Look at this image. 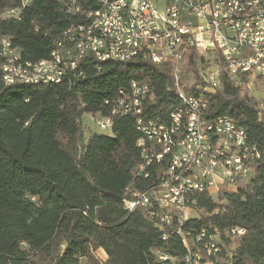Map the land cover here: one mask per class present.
Returning <instances> with one entry per match:
<instances>
[{
    "label": "trees",
    "instance_id": "1",
    "mask_svg": "<svg viewBox=\"0 0 264 264\" xmlns=\"http://www.w3.org/2000/svg\"><path fill=\"white\" fill-rule=\"evenodd\" d=\"M60 1L31 0L14 19L3 13L19 8L22 0H0V39L10 38L26 61H49L63 33L98 8L96 0H84L83 13L71 17ZM217 61L220 84L215 93H205L208 117L233 118L264 154V111L231 79L220 55ZM200 62L193 50L187 69L202 88L192 87L193 95L207 87ZM80 71L85 77L72 85H5L0 75V264H187L189 251L180 235L169 227L161 230L148 208L124 207L131 193L158 183L155 168L148 178L136 176L142 157L134 117H113L112 134H91L78 158L67 150L81 142L82 117L109 116L133 82L150 90L141 116L166 124L179 105L169 88L170 67L136 59L104 62L98 70L86 58ZM195 200L198 217L185 222L184 231H217L223 256L230 253L234 264H264V160L237 192L217 198L201 193ZM233 229L245 233L236 237Z\"/></svg>",
    "mask_w": 264,
    "mask_h": 264
},
{
    "label": "built area",
    "instance_id": "2",
    "mask_svg": "<svg viewBox=\"0 0 264 264\" xmlns=\"http://www.w3.org/2000/svg\"><path fill=\"white\" fill-rule=\"evenodd\" d=\"M60 3L64 11L76 8V16L83 13L80 0ZM27 5L29 0H22L19 8L3 17L18 19ZM99 5L104 9V17L84 13L83 22L71 26L70 35L57 40L58 46H63L62 61L47 69H33L32 78H21L13 71L14 63L26 59L9 54L12 40H2L3 83L44 86L67 81L72 85L85 77L80 62L86 58L94 61L98 70L102 58H110L111 62L140 59L169 66V88L176 92L179 105L166 119V126H159L156 120L146 121L142 113L134 111L131 96H125L124 90L109 116L93 117L104 130L112 127L113 117L132 116L139 139H146L143 158H150V166H143L142 158L135 173L148 178L150 169L155 168L158 183L144 192L131 193L123 201L125 209L133 212L139 207L148 208L150 218L157 221L161 230L169 227L172 233L180 235L189 251L187 264H234L230 253L223 256L219 232L209 234L203 228L194 235L184 231L182 225L195 212L196 195L208 193L217 198L221 192H237L255 175L264 154L249 142L245 129L233 118L208 117L205 93H215L220 84V68L208 78L202 77L207 87L199 95L187 89L184 71L193 50L199 54L214 52L224 60L233 81L250 93L254 87L264 92V0H100ZM85 37H92V52L81 55ZM62 64H69L70 72H63ZM26 68H31L27 62ZM137 88L141 98L150 92L144 82H137ZM260 109L264 111V104ZM166 141H174V150H164ZM165 159H172V166H165ZM160 179H171V186L160 187ZM244 233L242 229L231 232L236 237ZM189 242L195 247L199 244V248L192 251ZM160 260L168 258L162 256Z\"/></svg>",
    "mask_w": 264,
    "mask_h": 264
},
{
    "label": "bare ground",
    "instance_id": "3",
    "mask_svg": "<svg viewBox=\"0 0 264 264\" xmlns=\"http://www.w3.org/2000/svg\"><path fill=\"white\" fill-rule=\"evenodd\" d=\"M65 1H72V0H65ZM84 0H80L82 2ZM31 0H29L30 4ZM98 3V8L94 11H90L91 15L95 18H102L104 17V9L101 5H99L100 0H96ZM13 10H11L12 12ZM68 15L76 16V8H68V11H65ZM70 35V28L67 29L63 36ZM2 40H6V38L0 39V49H2ZM92 52V37H85L82 39V48H81V55H88V53ZM8 53L9 54H17L19 58H22V54L19 49L12 48L11 45H8ZM63 58V46H58V41L56 43V50L52 53L51 59L49 61H40L37 63L29 62V61H18L17 63L13 64V71L17 74H20L21 78H32L33 77V69H47L50 65H54L55 62H61ZM111 61L110 58H102V63ZM26 62L28 66L31 68H26ZM62 71L63 72H70V65L69 64H62ZM17 84H26L31 85L30 82H18ZM125 96H131V102L134 105V111H138L141 113V108L143 105V101L146 96H142L140 94V90L137 88V82H133L129 91L124 92ZM122 96V92H121ZM171 116V114H170ZM159 126H166V124L161 122ZM138 147L141 150V157L143 158V152H145L146 148V139H139L138 140ZM164 150H174V141H166L164 143ZM261 152V150H260ZM262 153V152H261ZM143 166H150V158H143ZM165 166H172V159H165ZM160 187H168L171 186V179H160ZM135 209H133L134 211Z\"/></svg>",
    "mask_w": 264,
    "mask_h": 264
},
{
    "label": "rangeland",
    "instance_id": "4",
    "mask_svg": "<svg viewBox=\"0 0 264 264\" xmlns=\"http://www.w3.org/2000/svg\"><path fill=\"white\" fill-rule=\"evenodd\" d=\"M11 12V10H7L3 13V15H6L7 13ZM203 58V62H200L198 64V70L201 74V76L206 79L208 78L210 75H212L215 72H218L219 70V64H218V55L215 54L214 52H206L204 54H200ZM184 79H185V84L187 86V89H191L192 87H200V85H197V79L194 76L193 73H188V69H187V64L185 66V71H184ZM251 97H254L258 100V104L259 107L262 106L264 104V100L262 98H264V92L262 91L261 88H253V90L250 93ZM93 133H97V134H101V135H111L112 134V130L111 128H107V129H100L99 126L97 125L94 117L92 115L89 114H85L82 117V128H81V142H79L77 145L75 146H71L69 147L67 150L69 151V153L75 157L78 158L81 154L82 151V144L85 143L89 136ZM191 218H195L198 217V213H191L190 214ZM190 249L195 248V244L194 243H188ZM102 255V254H101ZM97 256L101 259V256H99L97 254Z\"/></svg>",
    "mask_w": 264,
    "mask_h": 264
},
{
    "label": "crops",
    "instance_id": "5",
    "mask_svg": "<svg viewBox=\"0 0 264 264\" xmlns=\"http://www.w3.org/2000/svg\"><path fill=\"white\" fill-rule=\"evenodd\" d=\"M97 254L99 255V256H101V260L102 261H106L107 260V256H106V254H105V252L103 251V250H98L97 251ZM102 254V255H101Z\"/></svg>",
    "mask_w": 264,
    "mask_h": 264
}]
</instances>
